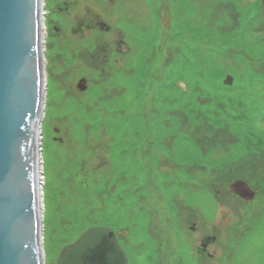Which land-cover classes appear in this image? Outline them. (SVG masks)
Here are the masks:
<instances>
[{"label": "rangeland", "instance_id": "1", "mask_svg": "<svg viewBox=\"0 0 264 264\" xmlns=\"http://www.w3.org/2000/svg\"><path fill=\"white\" fill-rule=\"evenodd\" d=\"M60 1L45 0L44 264L91 227L117 235L127 264H264V0H122L123 18L142 6L147 23L128 32L120 69L97 68L84 93L73 72L95 43L51 37L69 30ZM76 1L79 17L102 18L100 0ZM213 236V259L198 256Z\"/></svg>", "mask_w": 264, "mask_h": 264}, {"label": "water", "instance_id": "2", "mask_svg": "<svg viewBox=\"0 0 264 264\" xmlns=\"http://www.w3.org/2000/svg\"><path fill=\"white\" fill-rule=\"evenodd\" d=\"M42 19V0H0V264H44L38 149L45 93ZM229 190L244 200L254 196L242 181ZM55 264L127 259L109 228L91 227L59 250Z\"/></svg>", "mask_w": 264, "mask_h": 264}, {"label": "flooded vegetation", "instance_id": "3", "mask_svg": "<svg viewBox=\"0 0 264 264\" xmlns=\"http://www.w3.org/2000/svg\"><path fill=\"white\" fill-rule=\"evenodd\" d=\"M100 2L103 4L102 8L104 9H102V18L98 13V15L91 14V11H89V14H91L90 18H85L84 16L79 17L80 8L77 5V1H60L56 4V11L62 17H67L69 22V30L66 32L60 31V29H58L56 26L52 27V30L55 33L51 37L56 38L57 44H76L77 42H83V40L84 42H87L89 39L94 40L95 43L94 49L86 53L85 57L82 59V61L85 60L87 63L85 64L88 66L85 67L86 70L83 68L82 72L80 69L76 72H73V74H78L79 80L85 81V88L80 91L83 93L87 91V82L89 81V77L93 73H96L97 68L99 69L101 75H103L107 70L112 71L111 74H115L116 72L113 71L120 69L123 58L130 51V47L128 48L127 46L129 40L126 38L128 32H136V30H139L138 28L145 27L147 23L145 19L146 10L142 6L140 7V10L134 9L132 11L133 15H128L126 20L123 18L124 15H121L120 9L121 5L123 4L122 0H100ZM107 8L112 10V15H107L108 17L106 18L104 14L107 13ZM42 14L43 49L46 53V39L48 38L47 27L51 21L48 22L49 12L46 10L45 0H42ZM132 18L133 20L130 21ZM166 20L167 19L164 20L165 23ZM164 22L162 26L163 29L166 27L164 26ZM71 55H73V53H71ZM76 64H78V62ZM236 196L239 199L244 200L239 195ZM191 231H195V228L191 229ZM112 233L115 235L117 240V235L113 231ZM213 242H215L214 236L212 238H199L198 241H196L194 247L196 254L202 258L213 259V255L209 253V248L211 246L210 244ZM193 254L194 253L192 251L190 253L191 258H193Z\"/></svg>", "mask_w": 264, "mask_h": 264}]
</instances>
